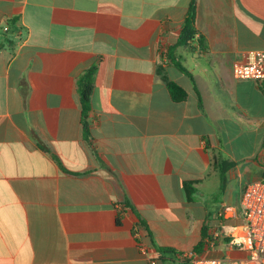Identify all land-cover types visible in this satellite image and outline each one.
Returning a JSON list of instances; mask_svg holds the SVG:
<instances>
[{"label":"crops","instance_id":"1","mask_svg":"<svg viewBox=\"0 0 264 264\" xmlns=\"http://www.w3.org/2000/svg\"><path fill=\"white\" fill-rule=\"evenodd\" d=\"M262 51L264 0H0V264H177L241 224L264 86L233 66Z\"/></svg>","mask_w":264,"mask_h":264},{"label":"built area","instance_id":"2","mask_svg":"<svg viewBox=\"0 0 264 264\" xmlns=\"http://www.w3.org/2000/svg\"><path fill=\"white\" fill-rule=\"evenodd\" d=\"M233 75L237 80L264 83V51L254 53L244 62H237L233 66ZM240 211L241 224L228 228L226 234L210 236L206 242V252L185 256L189 264H264V177L243 189ZM219 246L225 250L223 257L204 256L208 252H215ZM140 247L147 253L145 245Z\"/></svg>","mask_w":264,"mask_h":264},{"label":"trees","instance_id":"3","mask_svg":"<svg viewBox=\"0 0 264 264\" xmlns=\"http://www.w3.org/2000/svg\"><path fill=\"white\" fill-rule=\"evenodd\" d=\"M195 23H196V7H195V4H192L190 6V9L186 17V21L184 23V28H183L182 35L180 38L181 44H186L189 40L193 38V36L196 33ZM168 56L171 62L175 65V67L178 70H180L181 72L185 74H188V71L185 69V67L180 62L176 61L175 57L171 55V52L168 54ZM163 80L165 81L174 101L180 102L186 98V92L179 85L170 81L166 76H163ZM79 85H80L79 87H80L81 96H82L83 115L85 118L88 112L90 111L91 96H92V91L94 87L93 70L88 71L82 77V79L79 82ZM261 86H264V83H262ZM263 90H264V87H263ZM217 165L219 166L220 177H221V190H223L226 184V176H225L226 171L234 167L235 164L229 161L218 160ZM185 186L187 189L189 188L191 189L190 184H185ZM205 238L206 237L204 235L202 242H200L194 248L193 252L201 253L203 251V249L205 248ZM159 251L164 256L171 254L177 257L178 259L177 264H189L188 260L184 261V259L182 258L184 256L183 252L175 251L170 248H160Z\"/></svg>","mask_w":264,"mask_h":264},{"label":"rangeland","instance_id":"4","mask_svg":"<svg viewBox=\"0 0 264 264\" xmlns=\"http://www.w3.org/2000/svg\"><path fill=\"white\" fill-rule=\"evenodd\" d=\"M191 253H188L187 255H190ZM204 256H208V257H223L224 255H214V254H205ZM187 259L184 258V261H186Z\"/></svg>","mask_w":264,"mask_h":264}]
</instances>
